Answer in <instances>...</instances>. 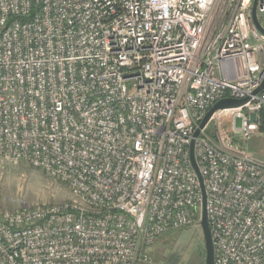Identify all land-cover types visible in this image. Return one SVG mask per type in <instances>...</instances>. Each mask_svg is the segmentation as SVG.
<instances>
[{
	"label": "built area",
	"instance_id": "built-area-1",
	"mask_svg": "<svg viewBox=\"0 0 264 264\" xmlns=\"http://www.w3.org/2000/svg\"><path fill=\"white\" fill-rule=\"evenodd\" d=\"M253 2L0 0V161L72 195L3 212L0 264H150L161 235L200 225L189 145L224 98L247 101L193 144L213 264H264V160L247 148L264 136Z\"/></svg>",
	"mask_w": 264,
	"mask_h": 264
},
{
	"label": "rangeland",
	"instance_id": "rangeland-1",
	"mask_svg": "<svg viewBox=\"0 0 264 264\" xmlns=\"http://www.w3.org/2000/svg\"><path fill=\"white\" fill-rule=\"evenodd\" d=\"M260 17L264 25V16ZM228 121L229 118H222L225 125ZM240 125L241 121L237 119L236 126ZM210 128L214 131L213 125ZM247 148L254 157L264 160V136H254L247 142ZM71 198L66 184L42 170L22 162L0 161V218L8 210L58 204ZM150 258V264H205L200 225L164 233L154 243Z\"/></svg>",
	"mask_w": 264,
	"mask_h": 264
},
{
	"label": "water",
	"instance_id": "water-1",
	"mask_svg": "<svg viewBox=\"0 0 264 264\" xmlns=\"http://www.w3.org/2000/svg\"><path fill=\"white\" fill-rule=\"evenodd\" d=\"M255 5H256V1L254 0L253 7H252V22L255 25V27L264 34V29L260 26V23L256 17ZM263 87H264V79L259 85V87L255 90L254 93H258ZM246 101L247 99L238 100V99H232V98H224V99L217 101L215 104H213V106L204 115L203 119L199 123L198 128L195 129L193 133V139L191 140L190 145H189L190 161H191V164L194 170L197 173V176L200 182L201 191H202L200 227L202 230L203 241H204L205 264H213V248H212L210 229H209L208 220L206 216V209H205V190H204V186L202 183V176L200 175L198 171V168H197V165L194 159V153H193L194 138L199 134L200 129H202L206 125V123L210 120L214 112H216L217 110L240 107Z\"/></svg>",
	"mask_w": 264,
	"mask_h": 264
}]
</instances>
